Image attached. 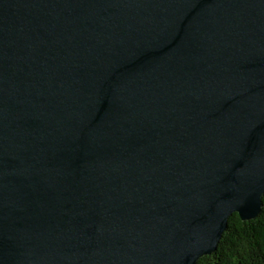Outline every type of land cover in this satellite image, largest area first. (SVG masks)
Instances as JSON below:
<instances>
[{"label":"water","instance_id":"obj_1","mask_svg":"<svg viewBox=\"0 0 264 264\" xmlns=\"http://www.w3.org/2000/svg\"><path fill=\"white\" fill-rule=\"evenodd\" d=\"M264 195V0H0V264H197Z\"/></svg>","mask_w":264,"mask_h":264},{"label":"trees","instance_id":"obj_2","mask_svg":"<svg viewBox=\"0 0 264 264\" xmlns=\"http://www.w3.org/2000/svg\"><path fill=\"white\" fill-rule=\"evenodd\" d=\"M197 264H264V195L260 214L246 222L231 215L216 252Z\"/></svg>","mask_w":264,"mask_h":264}]
</instances>
